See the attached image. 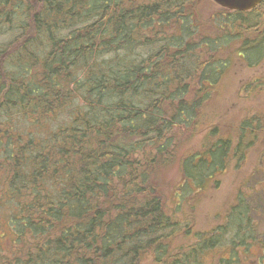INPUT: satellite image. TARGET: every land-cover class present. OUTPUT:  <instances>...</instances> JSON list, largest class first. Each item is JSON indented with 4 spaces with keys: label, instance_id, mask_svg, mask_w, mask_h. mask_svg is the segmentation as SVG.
Listing matches in <instances>:
<instances>
[{
    "label": "trees",
    "instance_id": "trees-1",
    "mask_svg": "<svg viewBox=\"0 0 264 264\" xmlns=\"http://www.w3.org/2000/svg\"><path fill=\"white\" fill-rule=\"evenodd\" d=\"M39 1L36 8L29 0H0V37L8 35L0 38V168L6 166L14 202L12 237L23 242L7 264H139L145 248L152 249L154 264H230L250 245L258 251L249 263L264 264L258 218L264 215L252 217L248 203L264 190V169L252 190H240L241 202L214 233H195V242L173 246L189 222L165 211L149 174L136 167L143 159L140 140H133L142 137L160 151L150 165L171 160L179 144L167 132L196 123L226 72V63L215 60L221 47L243 39L238 53L250 66L264 57V30L254 27L260 20L264 25V1L250 11L217 13L215 25L227 34H204L195 46L187 0L168 1L166 10L163 0L132 8L124 7L127 0ZM154 16L164 22L176 17L172 34L155 49L150 44L157 39L133 35ZM127 51L133 54L126 58ZM103 55L109 60L99 61ZM191 82L194 94L188 95ZM76 95L88 109H75L71 121L48 136L14 123L23 117L40 127ZM260 133L261 115L244 118L231 134L213 126L202 150L182 161L181 191L201 189L212 177L218 181L230 161L245 160Z\"/></svg>",
    "mask_w": 264,
    "mask_h": 264
},
{
    "label": "rangeland",
    "instance_id": "rangeland-1",
    "mask_svg": "<svg viewBox=\"0 0 264 264\" xmlns=\"http://www.w3.org/2000/svg\"><path fill=\"white\" fill-rule=\"evenodd\" d=\"M127 1L124 7L132 8L136 5L149 3L150 0ZM168 1L172 2L173 0H163L161 3L162 8L165 10ZM187 1L188 7L186 9L189 11L186 16L190 18L191 21L192 26L190 29L195 36V39H193L194 46L196 43L200 42L199 40L204 34L211 37L227 34V29L217 28L215 25L216 22L213 19L217 13H226V9H223L213 0ZM29 2L36 8L40 6L39 0H29ZM181 9L183 8H179V11ZM169 18L170 19L164 22V20H160L162 19L160 16H154L150 22L148 21L147 27L138 26V28L134 30L133 35L135 36V32H137V36L140 37V39L142 38L141 41H144L145 38L152 42L154 39H157V41H154V44H150V46H153L154 49L156 47L159 48L165 44L164 38L171 35L174 30L172 21L176 17L170 16ZM261 22L260 20L258 25H254L256 28L260 27V31L264 30V25L260 26ZM139 23H141L140 20ZM252 32L250 37H256L255 30ZM7 36L8 35H5L0 38H5ZM241 47H244L243 39H236V41L233 39L229 40L226 45L221 47L220 52L217 53L215 60L220 63H222V61L226 63V72L218 83L217 88L211 92L209 99L202 104L196 123L194 124L193 120L187 127L182 126L175 130L171 128L170 131L167 132V136H174L173 142L177 141L179 144L177 147L178 152L173 154L169 162L166 164L159 163L158 165H150L151 159L159 160L160 151L152 144L143 143L142 140L144 138L142 137L133 139L140 140L138 155L143 159V161H139V165H136V167L141 169L142 173L149 174L148 180L152 182L156 192L161 197L165 211L181 220L183 224L189 222V224L192 225L187 224L185 230H180L177 233L173 241V246H177L184 242H195V239L192 237L195 233L200 234L206 232L209 235L218 225L226 222L228 216L235 211L237 205L241 202V198L239 197L240 190H252V187H254L253 180L260 174L261 171L259 170L264 169V133H260L255 145L246 152L245 160H242L240 163L230 161L225 167V171H221V174L218 175V181H216L217 177H212L206 186L201 189L192 192L181 191L183 182H185L186 179V175L181 171L182 161L185 160L191 152L196 153V151L202 150L204 146V137L213 126L220 127L224 134H231L235 128L237 129L240 126V123L246 117L261 115L264 120V57L261 58L260 62H258L255 67L250 66V63L238 53V49ZM138 50L141 51L142 48L136 49L135 52ZM197 50L200 51V49ZM121 52L124 53V51ZM162 53L163 52L160 53L159 49V55ZM130 54H133V52L129 53L127 51L124 56L126 55L127 58V55ZM103 58L109 60L107 55L99 57L98 60L100 61ZM206 58H208V56ZM255 58L256 57H252V59ZM252 63L255 62L253 61ZM201 74L202 73H199V75ZM188 81L189 78L186 83H188ZM194 83L196 82H191L188 95L194 94ZM141 91L142 89H140L139 92ZM85 105H87L85 100L76 95V99L72 104L59 113L54 114L51 118L44 119V121L42 120L40 127H37L35 123H30L23 117H16L14 123L18 126V129L34 132L36 137L48 136L53 131H58L60 126L69 123L75 109H88ZM168 117L167 115L166 120ZM29 119L31 118L29 117ZM149 158L151 159L149 160ZM146 160H148V163H146ZM3 164H5V162H3ZM145 164L148 166H143ZM150 175H152L153 179ZM8 176L9 174L6 171V166H3V169L0 168V264H7V258H9V262H13L16 259L13 251L16 253L19 248H23L22 240H14L15 236L12 237L14 231L9 224L13 212L12 209L14 210V208H12L14 207V202L8 197ZM197 178L199 179L200 177ZM258 179L260 181L255 184L256 189H260L262 187L261 183H263L262 177ZM47 183L51 188V182L47 181ZM118 192L121 193L120 196H122V190ZM179 193H181L180 196ZM263 197L264 190L258 196L250 198L253 200H248L252 209L251 215L254 218L256 216V211H260L262 215H264ZM101 202L104 204L102 196ZM258 218H260L259 222L261 223L260 234L264 236V217ZM188 228H190V235L186 233ZM60 229L61 227L58 228V230ZM58 234L59 231H57V235ZM228 234L227 232L226 235ZM26 246L27 243L25 244V249ZM173 249L176 250L171 245V250ZM79 251H81V249ZM257 251L258 248L253 245H250L247 250L245 248H239L240 261L238 263L231 262L230 264H250V261L257 258ZM221 254V252L217 251L216 257L219 258ZM229 256L230 253L226 252L225 257ZM154 261L155 258L152 255V249L145 248L143 255L139 259V264H154Z\"/></svg>",
    "mask_w": 264,
    "mask_h": 264
},
{
    "label": "water",
    "instance_id": "water-1",
    "mask_svg": "<svg viewBox=\"0 0 264 264\" xmlns=\"http://www.w3.org/2000/svg\"><path fill=\"white\" fill-rule=\"evenodd\" d=\"M217 4L233 11H248L258 6L263 0H214Z\"/></svg>",
    "mask_w": 264,
    "mask_h": 264
}]
</instances>
